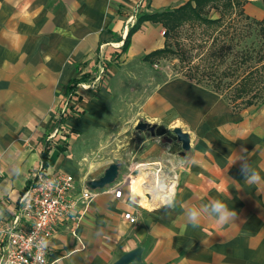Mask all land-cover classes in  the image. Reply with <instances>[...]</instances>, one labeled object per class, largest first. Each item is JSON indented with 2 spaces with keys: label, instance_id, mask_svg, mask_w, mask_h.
<instances>
[{
  "label": "crops",
  "instance_id": "0c3cea01",
  "mask_svg": "<svg viewBox=\"0 0 264 264\" xmlns=\"http://www.w3.org/2000/svg\"><path fill=\"white\" fill-rule=\"evenodd\" d=\"M193 1L0 0V225L13 223L38 172L72 175L74 197L112 164L118 182L136 175L122 198L97 189L89 209L79 204L59 224L50 264H114L135 250L131 264H264V183L241 173L247 160L264 180V99L235 109L184 78L164 81L161 59L147 58L166 46L163 24L145 20L130 35L144 15ZM244 10L264 17L261 5ZM140 122L154 134L137 131ZM176 128L190 136L185 156ZM158 168L175 183L172 207H148L156 200L136 193L161 183ZM214 198L236 222L205 215L189 225L185 211ZM5 245L0 238V256Z\"/></svg>",
  "mask_w": 264,
  "mask_h": 264
},
{
  "label": "rangeland",
  "instance_id": "374dc122",
  "mask_svg": "<svg viewBox=\"0 0 264 264\" xmlns=\"http://www.w3.org/2000/svg\"><path fill=\"white\" fill-rule=\"evenodd\" d=\"M243 1L245 9L261 5L264 10L263 0ZM240 10L227 14L222 25L210 26L200 21L179 27L176 38H168V41L173 50L182 48L186 53L159 61L162 79L181 77L190 80L218 94L235 109H243L249 102L260 103L264 99V54L260 59L259 52L264 50V42L256 22L264 17L258 20ZM219 16L218 12L211 11V18ZM154 199L152 196L150 201ZM161 204H149L148 207Z\"/></svg>",
  "mask_w": 264,
  "mask_h": 264
},
{
  "label": "built area",
  "instance_id": "2783aa9c",
  "mask_svg": "<svg viewBox=\"0 0 264 264\" xmlns=\"http://www.w3.org/2000/svg\"><path fill=\"white\" fill-rule=\"evenodd\" d=\"M165 35V31L163 32ZM104 73L98 76L84 89L96 88L105 77ZM136 166L131 169L134 171ZM161 183L155 188L147 184L141 185V189L152 198L155 195L169 196L174 192V181L168 180L158 168L154 173ZM136 175L129 172L124 180H118L110 185L109 192L116 198H122L125 181L135 179ZM75 179L72 175L63 171L47 174L43 171L36 173L31 184L22 197V206L16 214L11 225H0V238H6V245L0 256V264H50L48 243L55 229L69 216L73 215L79 204L84 209H89L98 190L89 187L83 188L80 196H72ZM159 202V203H166ZM125 218L131 223L136 218L126 214ZM80 221V220H79ZM22 222V223H21Z\"/></svg>",
  "mask_w": 264,
  "mask_h": 264
},
{
  "label": "trees",
  "instance_id": "16d2710c",
  "mask_svg": "<svg viewBox=\"0 0 264 264\" xmlns=\"http://www.w3.org/2000/svg\"><path fill=\"white\" fill-rule=\"evenodd\" d=\"M193 2H195V5H193ZM193 2H189L186 5L173 10V11H167L160 14H154V15H144L143 17L139 18L137 25L130 31V35L137 30L139 27V23L143 22L145 20H151L157 23L163 24L165 28V37L167 39L166 46L164 49L152 53L147 58H154L158 57L160 59H164L173 55H182L185 56L186 51L182 48L177 49V51L173 50L171 48L168 38L174 39L176 38L178 34V29L182 25L186 23H190L191 25H194L195 22H203L204 24H208L210 26L213 25H222V22H224L225 16L227 14L232 15L234 10H241L239 12L245 13L244 5L245 2L243 0H195ZM264 3V0H263ZM243 6V8H242ZM213 9L220 13V17L213 19L208 16L210 10ZM242 13V14H243ZM256 25L259 26V34L264 42V20L260 22H256ZM177 31V32H176ZM176 35L174 36V34ZM129 35V37H130ZM128 44V41H127ZM260 50L262 48L260 47ZM264 50L259 52L260 59L263 58ZM151 59V60H152ZM190 81V80H189ZM247 83V82H246ZM254 85L255 82H251ZM74 85L72 86V88ZM264 98V97H263ZM255 103L249 102L247 103L246 107H250L252 105H255Z\"/></svg>",
  "mask_w": 264,
  "mask_h": 264
},
{
  "label": "clouds",
  "instance_id": "9594fccd",
  "mask_svg": "<svg viewBox=\"0 0 264 264\" xmlns=\"http://www.w3.org/2000/svg\"><path fill=\"white\" fill-rule=\"evenodd\" d=\"M241 173L244 181L249 185H258L264 183L259 172L253 168L247 160L241 164ZM174 200L169 199L167 207H172ZM186 220L193 228L200 226L202 218L206 215L208 218L215 221L216 225L223 226L229 223H235L238 219V212L235 209H230L224 201L220 199H212L208 204L202 207H190L185 211Z\"/></svg>",
  "mask_w": 264,
  "mask_h": 264
},
{
  "label": "water",
  "instance_id": "95a60500",
  "mask_svg": "<svg viewBox=\"0 0 264 264\" xmlns=\"http://www.w3.org/2000/svg\"><path fill=\"white\" fill-rule=\"evenodd\" d=\"M155 129H156L155 126H152L145 122H140L136 127V130L139 132H149L152 134H154ZM174 134L177 140L182 144V152L180 155L185 156L186 152L190 150V136L187 133H184L180 128H176L174 130ZM119 174H120L119 166L117 164H112L105 171L103 177H101L98 180L91 181L89 183V187L92 190L104 189L115 183L119 178ZM140 259H141L140 250H135L124 255L114 264H131L133 262L140 261Z\"/></svg>",
  "mask_w": 264,
  "mask_h": 264
},
{
  "label": "bare ground",
  "instance_id": "6f19581e",
  "mask_svg": "<svg viewBox=\"0 0 264 264\" xmlns=\"http://www.w3.org/2000/svg\"><path fill=\"white\" fill-rule=\"evenodd\" d=\"M137 195L141 196V197H146L147 201L149 202L150 201V198L149 196L145 195L141 190L140 188L137 189ZM169 196H162V195H155V198H156V203H159V202H166L167 199H168ZM155 200V199H154ZM155 203V202H153Z\"/></svg>",
  "mask_w": 264,
  "mask_h": 264
}]
</instances>
